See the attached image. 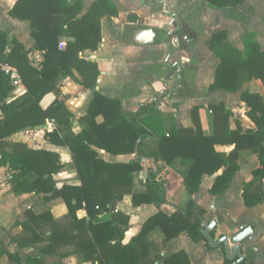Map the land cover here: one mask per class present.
I'll list each match as a JSON object with an SVG mask.
<instances>
[{
    "label": "trees",
    "instance_id": "1",
    "mask_svg": "<svg viewBox=\"0 0 264 264\" xmlns=\"http://www.w3.org/2000/svg\"><path fill=\"white\" fill-rule=\"evenodd\" d=\"M205 1L226 7L246 0ZM82 5L83 0H16L9 10L11 17L29 22L34 47L43 51L40 65L31 62L29 50L18 38L9 39L0 30V58L17 69L25 86L21 95L7 100L12 84L9 76L0 74V166L10 173L11 192L41 193L44 200L62 198L67 209L61 218H55L49 209L39 214L26 210V219L20 222L22 233L15 237V242L20 248L37 247L36 256L25 258L27 264H45L44 254L58 251L64 254L67 250L76 253L82 261L94 264H158L160 259L164 264H191L184 250L163 258L155 251L150 234L157 229L164 244L185 233L193 241L203 240L213 248L215 246L210 245L202 233L203 221L214 220L211 211L190 197L172 214L159 209L124 243L129 215L117 210L115 204L125 194H132L133 206L153 203L160 208L167 201L165 181L154 170L149 171L143 182V191L132 190L135 176L143 168V158L168 164L179 158L191 159L192 164L183 177L190 194L199 189L204 175L220 170L208 191L221 195L239 169L237 159L242 149H251L259 158V166L252 170L251 179L242 185L244 204L252 207L262 203L264 97L248 91L241 94L254 128H245L236 122V127L231 129L232 111L224 103L209 104L213 131L205 134L198 117L199 106L191 109L194 127L171 125L166 130L155 103L131 112L123 108L119 98H110L94 90L86 113L78 118L81 129L73 132L74 117L66 108L65 99L57 97L44 108L40 101L45 94L57 91L60 76L72 75L73 70L80 74L81 85L94 88L99 75L97 63L85 60L81 53L97 50L102 40L101 18L118 14L110 0H95L80 15ZM225 37L226 31L218 28L206 40L207 47L220 59L208 89L225 88L235 92L243 81L252 79H260L264 85V50L259 48L254 34L244 33L241 50L224 42ZM63 38L66 44L60 48ZM51 119L55 121V128L45 136L50 143L68 148L79 184L57 185L54 175L63 167L58 152L6 140L13 133L43 125ZM218 144H232L233 148L229 153L220 152L215 149ZM99 150L114 155L136 153V158L128 162H110L100 156ZM81 209L86 212L84 216L78 215ZM107 213L108 217L99 218ZM209 233L213 238L215 226ZM217 247L225 253L223 243ZM2 255H7L12 264H24L19 253L7 250L0 239V257ZM234 260L225 254L224 264H232ZM237 264L255 263L243 258Z\"/></svg>",
    "mask_w": 264,
    "mask_h": 264
},
{
    "label": "crops",
    "instance_id": "2",
    "mask_svg": "<svg viewBox=\"0 0 264 264\" xmlns=\"http://www.w3.org/2000/svg\"><path fill=\"white\" fill-rule=\"evenodd\" d=\"M94 1L83 0L80 15L84 14ZM120 1L128 2L135 8L131 9L132 11H118L116 16L102 17L103 32L99 48L81 53L85 60L97 63L100 71L97 84L94 88L84 87L80 84V75L73 70L72 75L60 76L57 91L43 96L40 101L43 108L57 97L65 99V106L74 117L71 129L76 133L81 129L78 118L86 113L93 91L97 90L107 97L121 99L123 108L131 112L138 111L142 104L155 103V107L161 112L166 130H169L171 125L194 127L191 109L199 106L198 117L201 128L205 134H211L213 131L212 110L208 108V105L212 103H224L225 107L232 111L233 114L229 119L231 129L236 127V122H240L245 128L255 127L246 114L248 106L241 100V94L248 91L259 93L264 97L262 81L260 79L243 81L235 92L225 88L209 90L208 85L213 81L220 59L207 47L206 40L215 29L219 28L226 31L224 42L241 50L244 33L251 32L259 48L264 50V0H246L237 6L226 7H218L205 0H191L192 8H189V0H172L170 12L165 11L158 16L154 15V9L151 10V14H148L146 6L139 7L134 0ZM15 2L16 0H0V30L5 32L9 39L18 38L24 48L29 50L28 57L31 62L40 65L43 60V51L34 47L29 22L13 18L9 14ZM142 12L145 14L144 18L152 22L144 23L151 27L137 30L132 36L122 34L123 25L128 27L134 24L133 22ZM117 17H120V22L118 32H115V29H111L110 22L115 24L113 25L115 27ZM155 20L158 21L155 22ZM175 20L176 23H173ZM156 27H160L163 33L159 43ZM144 29L155 30L156 36L153 42L141 44L134 40L136 33ZM122 38H129L130 42ZM61 41L65 42V39ZM162 52H166V58L163 61L161 60ZM17 75L19 79L17 84H13L10 80L12 89L7 95V100L25 91L18 71ZM127 90L130 94L126 93ZM54 128L55 121L51 119L43 125L13 133L6 137V140L24 142L28 147H44L58 152L63 167L54 175L57 185L79 184L68 148L50 143L45 136ZM232 148V144L215 146L217 151L224 153H229ZM99 153L104 160L110 162H128L136 158V153L114 155L105 150H99ZM237 162L239 169L233 176L229 188L221 195H212L208 190L220 170L212 175H204L199 189L190 194L185 188L183 177L192 164L191 159L179 158L168 164L156 162L152 158H143L141 160L143 168L135 176L132 190L143 191L145 189L143 182L149 171L154 170L165 181L167 201L161 204L160 208L153 203L133 206L132 194H125L115 204L117 210L129 215V225L123 242L127 243L135 236L143 222L159 209L166 214H172L177 208L183 207L191 197L198 205L212 212L215 221L213 239L221 234L230 242L231 237L238 231L251 226L254 232L250 238L240 244V249L247 261L264 264V201L247 207L242 197L243 182L251 179L252 170L259 166V158L251 149H242L239 151ZM9 178L8 169L0 166V239L7 250L17 251L23 263L27 264L25 258L36 256L37 247L20 248L15 242V237L22 233L20 222L26 219V210L39 214L49 209L55 218H61L66 214L67 209L62 198L44 200L41 193L11 192ZM137 180L141 185L136 183ZM262 187L264 193V178ZM85 214L83 209L78 211L79 216ZM150 238L154 242L155 251H158L163 258L184 250L191 264H224L225 262V253L221 247L210 248L205 241L195 242L185 233L163 244L162 235L156 229L151 232ZM42 258L45 264H94L91 261H82L76 253L69 250L64 251V254L61 251L44 254ZM8 263L12 264L7 255H2L0 264ZM158 264H164L163 259H160Z\"/></svg>",
    "mask_w": 264,
    "mask_h": 264
},
{
    "label": "water",
    "instance_id": "3",
    "mask_svg": "<svg viewBox=\"0 0 264 264\" xmlns=\"http://www.w3.org/2000/svg\"><path fill=\"white\" fill-rule=\"evenodd\" d=\"M155 36H156V33L153 31V29H144L136 33L134 40L138 43L146 44V43L153 42L155 39ZM214 226H215L214 220L209 223L203 221L202 233L206 241L210 245L215 246V247L223 243L225 254L229 259L234 260L236 257H238L236 260L233 261L232 264H237L241 262L244 257L240 250V244L244 240L252 236L254 229L251 226L244 227L243 229L238 231L235 235H233L229 242L226 236H222L221 238L217 240H213L209 232ZM230 243L232 244L231 247H230Z\"/></svg>",
    "mask_w": 264,
    "mask_h": 264
},
{
    "label": "flooded vegetation",
    "instance_id": "4",
    "mask_svg": "<svg viewBox=\"0 0 264 264\" xmlns=\"http://www.w3.org/2000/svg\"><path fill=\"white\" fill-rule=\"evenodd\" d=\"M134 1L139 5V7L146 6L145 7L146 11L148 12V14H151V10H153L154 8L161 13L165 11L169 13L170 12L169 7L171 6L172 0H134ZM142 15L143 12L138 18H136V20L133 22L134 24H131V26L126 27L125 25H123L122 34H127L129 36H132L133 33H135V31L137 30H141L143 28H150L151 27L150 25L144 23V21H141ZM174 17L175 16H173V18ZM173 23H176V20ZM180 26L182 25L180 24ZM180 41L182 42L181 39Z\"/></svg>",
    "mask_w": 264,
    "mask_h": 264
},
{
    "label": "rangeland",
    "instance_id": "5",
    "mask_svg": "<svg viewBox=\"0 0 264 264\" xmlns=\"http://www.w3.org/2000/svg\"><path fill=\"white\" fill-rule=\"evenodd\" d=\"M111 1V0H110ZM178 2V1H177ZM189 8H192L193 7V1L191 2V0H189ZM112 4L114 5V7H116V9H117V11H119V12H125V11H130L131 9L133 10L134 8H135V6L133 7L132 5H130L128 2L127 3H123V2H121L120 0H112ZM131 10V11H132ZM161 12H159L157 9H155L154 8V15H159ZM144 16H145V14L143 13V16H142V18H141V21H144V22H147V23H150L151 22V20H146L145 18H144ZM116 21H117V23H116V26L114 27L113 25H115V24H112V22H110L111 24V29L113 30V29H115V32H118V28H119V22H120V17H117L116 18ZM156 21H158V20H155V22ZM152 23V22H151ZM156 30H157V32H158V35H159V39L157 40L158 41V43H159V40L161 39V37H162V35H163V33H162V30H161V28L160 27H156ZM103 32V31H102ZM122 39H125V41H127V42H130V39L129 38H122ZM169 40H171L170 38H169ZM101 43V42H100ZM99 46H100V44H99ZM99 46H98V48H99ZM181 46H183V45H181ZM97 48V49H98ZM173 48V46L171 45V49ZM162 55H161V60L163 61L165 58H166V52H162L161 53ZM83 57V56H82ZM84 58V57H83ZM85 59V58H84ZM89 61V60H88ZM79 74V73H78ZM99 74H100V71H99ZM80 75V74H79ZM99 76V75H98ZM81 77V76H80ZM77 80H79V79H77ZM81 80H82V78H81ZM79 82V81H78ZM96 84H97V80H96ZM74 87V86H73ZM73 89V88H72ZM58 90V89H57ZM72 91V90H71ZM145 92V91H144ZM126 93L128 94H130V92L127 90L126 91ZM149 93V92H148ZM71 94V93H70ZM121 100V99H120ZM122 102V101H121ZM143 105V104H142ZM141 105V106H142ZM140 108V107H139ZM35 142V144L37 145V143H36V141H34ZM136 183L137 184H140V182L137 180L136 181ZM141 185V184H140ZM109 216V214L107 213V214H102V215H100L99 216V218H105V217H108ZM156 236V235H155ZM157 237H158V235H157ZM214 240V239H213ZM9 264V263H8Z\"/></svg>",
    "mask_w": 264,
    "mask_h": 264
},
{
    "label": "built area",
    "instance_id": "6",
    "mask_svg": "<svg viewBox=\"0 0 264 264\" xmlns=\"http://www.w3.org/2000/svg\"><path fill=\"white\" fill-rule=\"evenodd\" d=\"M60 48L65 47V42L61 41L59 43ZM3 73L7 76H9L10 80L13 84H17L19 82L18 75H17V69L11 65L9 62L4 61L0 58V74Z\"/></svg>",
    "mask_w": 264,
    "mask_h": 264
}]
</instances>
